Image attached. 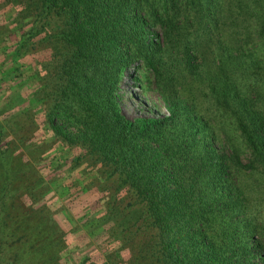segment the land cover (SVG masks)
Wrapping results in <instances>:
<instances>
[{
	"label": "trees",
	"instance_id": "trees-1",
	"mask_svg": "<svg viewBox=\"0 0 264 264\" xmlns=\"http://www.w3.org/2000/svg\"><path fill=\"white\" fill-rule=\"evenodd\" d=\"M29 2L14 54L52 44L30 96L108 225L79 264H264V0ZM126 75L167 113L127 117Z\"/></svg>",
	"mask_w": 264,
	"mask_h": 264
},
{
	"label": "rangeland",
	"instance_id": "rangeland-1",
	"mask_svg": "<svg viewBox=\"0 0 264 264\" xmlns=\"http://www.w3.org/2000/svg\"><path fill=\"white\" fill-rule=\"evenodd\" d=\"M32 11L29 0H0V225L3 220L12 234L0 264L4 259L8 264H79L89 254L99 256L108 225L93 220L101 203L83 189L85 164L70 167L78 149L54 142L30 96L37 86L35 71L52 57V44L14 54ZM118 88L130 119L167 113L154 85L143 93L126 75Z\"/></svg>",
	"mask_w": 264,
	"mask_h": 264
}]
</instances>
